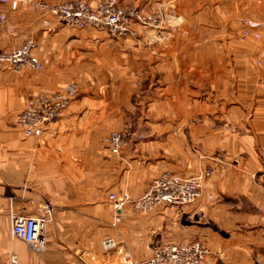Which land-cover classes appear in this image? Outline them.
<instances>
[{
  "label": "crops",
  "instance_id": "obj_1",
  "mask_svg": "<svg viewBox=\"0 0 264 264\" xmlns=\"http://www.w3.org/2000/svg\"><path fill=\"white\" fill-rule=\"evenodd\" d=\"M120 1L161 12L162 30L116 40L57 21L49 30L47 14L31 4L2 7L0 51L32 40L43 70L0 64V264L12 256L18 264H87L89 254L103 258L107 237L138 261L164 245L205 240L207 264H264V37L241 39L242 20L263 19L264 8L253 0ZM96 67L115 86L78 87L41 138L24 136L16 119L31 98L59 93L76 69L89 76ZM129 123L143 138L114 155L105 139ZM207 169L197 203L135 207L162 174ZM110 194L128 198L117 227ZM11 212L48 217L46 253L12 236Z\"/></svg>",
  "mask_w": 264,
  "mask_h": 264
},
{
  "label": "built area",
  "instance_id": "obj_2",
  "mask_svg": "<svg viewBox=\"0 0 264 264\" xmlns=\"http://www.w3.org/2000/svg\"><path fill=\"white\" fill-rule=\"evenodd\" d=\"M253 1L264 8V0ZM23 3L31 4L47 14L43 24L49 30H53L54 22L57 21L71 28H92L116 40H138L141 30L160 31L164 25L161 12L144 11L139 6H128L120 0H100L95 7L84 0H72L62 4L37 0H0V29L8 22V15L2 11V7L8 5L12 9H17ZM8 30L14 33L13 29ZM263 37L264 18L242 20L243 41L249 38L261 40ZM34 49V41L28 40L21 47L9 52L0 51V64H8L18 72L27 68L41 71L43 64L33 54ZM77 93L78 86L70 84L59 93L38 94L31 98L17 115V126L26 138H41L51 124L65 115L76 99ZM133 138L142 140L133 126H128L122 131L110 133L105 143L114 155H120L122 149ZM211 176L210 169L190 178L164 173L156 178L148 191L134 202L135 207L142 212H151L159 207L182 208L193 205L201 199L204 184ZM109 199L115 212L113 227H117L122 221V210L128 199L119 198L115 194H110ZM46 213L49 215L51 209H47ZM48 222V217H24L11 212V234L25 242L35 254L42 255L48 249L45 235ZM102 252V259L97 255L89 254L87 264H207L210 248L205 240L169 244L156 249L150 258L138 261L117 239L107 237L102 241ZM11 264H18L15 256L11 257Z\"/></svg>",
  "mask_w": 264,
  "mask_h": 264
},
{
  "label": "rangeland",
  "instance_id": "obj_3",
  "mask_svg": "<svg viewBox=\"0 0 264 264\" xmlns=\"http://www.w3.org/2000/svg\"><path fill=\"white\" fill-rule=\"evenodd\" d=\"M99 44H101V41L98 42L97 46H99ZM98 52H100L99 49H98ZM81 64H82V61L79 62L80 67H81ZM93 70L94 71H92V73H90L89 76H85L83 73V70H81L79 68L76 69L75 72H72L73 73L72 76H68L65 79L67 81L66 85L68 86L70 84H75L79 88H81V87L86 88V87H90L92 85H94L95 88H98L99 85H101V86H115L117 81H116V79H114V75L110 71L109 72H102L97 67H96V69L93 68ZM69 74H71V73H69ZM128 126H133L134 131L136 133H138V128L136 127V125L134 123L127 124L125 128H127ZM139 135L143 138L142 134H139ZM180 224L181 225H185V224L188 225V223L185 220H183ZM157 240L158 239H156V241Z\"/></svg>",
  "mask_w": 264,
  "mask_h": 264
},
{
  "label": "trees",
  "instance_id": "obj_4",
  "mask_svg": "<svg viewBox=\"0 0 264 264\" xmlns=\"http://www.w3.org/2000/svg\"><path fill=\"white\" fill-rule=\"evenodd\" d=\"M216 229V228H215ZM223 235H226L225 233H222Z\"/></svg>",
  "mask_w": 264,
  "mask_h": 264
}]
</instances>
